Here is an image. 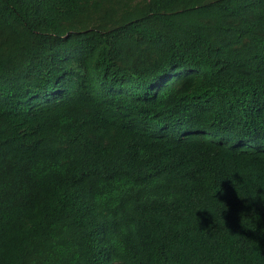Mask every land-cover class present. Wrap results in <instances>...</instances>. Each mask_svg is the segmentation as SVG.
<instances>
[{"label":"trees","instance_id":"1","mask_svg":"<svg viewBox=\"0 0 264 264\" xmlns=\"http://www.w3.org/2000/svg\"><path fill=\"white\" fill-rule=\"evenodd\" d=\"M0 264H264V0H0Z\"/></svg>","mask_w":264,"mask_h":264}]
</instances>
